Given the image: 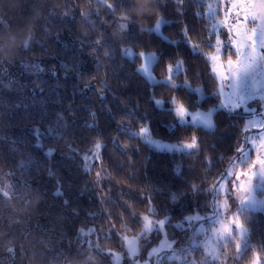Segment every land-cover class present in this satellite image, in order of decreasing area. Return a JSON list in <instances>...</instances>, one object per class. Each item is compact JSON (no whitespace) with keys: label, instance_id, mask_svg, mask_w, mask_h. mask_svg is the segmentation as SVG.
I'll return each instance as SVG.
<instances>
[{"label":"trees","instance_id":"trees-1","mask_svg":"<svg viewBox=\"0 0 264 264\" xmlns=\"http://www.w3.org/2000/svg\"><path fill=\"white\" fill-rule=\"evenodd\" d=\"M118 2L128 4L107 0ZM205 10V0H130L114 14L105 0H0V264H117L114 252L128 264L125 237H137L142 260L163 234L200 264H249L255 251L264 259V208L238 211L239 252L238 234L202 263L203 249L189 246L188 225L214 215L217 185L245 132L238 110L217 107L208 129L178 123L171 109L173 97L189 110L217 103ZM140 51L156 54L157 79L183 62L175 88L137 70ZM145 122L165 141L195 133L198 146L157 150L132 133ZM145 217L165 224L144 231Z\"/></svg>","mask_w":264,"mask_h":264},{"label":"rangeland","instance_id":"rangeland-1","mask_svg":"<svg viewBox=\"0 0 264 264\" xmlns=\"http://www.w3.org/2000/svg\"><path fill=\"white\" fill-rule=\"evenodd\" d=\"M206 1V16L211 20V31L214 33V50L208 54V59L210 61L211 66V72L214 75V77L217 80V86L215 88V92L217 95V103L214 106H211L210 108L203 110V109H195V110H189L191 112H197L199 111L202 114H207L209 110H215L220 105V99L217 90L221 87V79L220 77L225 72V69L227 67V61L229 57L235 61L237 60V55L235 51V47L230 43V41L237 39L235 35V30H233L231 33L228 31V25L233 23L232 15L227 14V8L230 6L229 0H205ZM257 8L264 7V0H256ZM253 15L255 16L256 23L264 25V16L257 15L256 10L253 9ZM161 20V23L163 22L162 18H159ZM152 30H155V25L152 26ZM157 32V31H156ZM243 48H241V53H243ZM150 53H146V57L142 59V63H146L149 67V70L151 71L154 79L150 80L143 75L150 81V82H156V81H167L168 74L163 76L162 78H158L155 76V74L152 71V63L155 58L150 57ZM212 56H215L216 59L213 61L211 59ZM179 62V61H178ZM178 62L174 66V71H181L183 68V65L177 66ZM215 68V72L213 69ZM199 86L194 87L193 89H197ZM200 89V88H199ZM235 92V89L232 90ZM198 93V97H202L201 90ZM253 96L252 98H249V96ZM225 100H231L233 103H240V107L235 109L239 112H242L245 115V125H244V139H248L250 141H255L254 144L251 145V147L245 146L242 141V145L244 151L243 155L241 156L240 160L243 162V164L240 163L239 159L235 160V164H233V160L230 162L227 170V172L235 173L236 171L245 170L247 172V165L251 162L257 159L259 156L260 158H264V134L261 135V128H264V116H261L257 110L260 109L261 104H264V75L260 74H254L248 83V88L245 93L240 92L237 94V96L233 95L229 97V92L227 87L225 86V92L224 97ZM175 105L171 106V109ZM261 111H264V109H261ZM178 123H180L177 120ZM185 123H191V119L187 120ZM194 125H201L198 121ZM204 127V126H203ZM251 130L248 132V130ZM139 129L134 130L132 133H137ZM247 132V133H246ZM248 137H245V136ZM155 139L154 136H152ZM163 140V139H161ZM165 141V140H163ZM168 143H176V142H170L165 141ZM187 151V150H185ZM250 158V159H249ZM224 173V174H225ZM234 179V175L229 176H223L221 179V183L217 185V191L221 194H217L216 202H215V210L219 209L220 214H217L215 211L212 217H205L203 215L199 216L202 218V220L195 222L191 226V232L192 234L189 241V246L193 247H200L203 249V254L200 255L201 263L205 261V259L209 258L211 260L215 259L217 257V252L219 250V244L222 243L227 238L231 237L232 235H229L227 237L221 236L219 238H216L214 235L210 233V230L215 226L216 220L220 219L222 221H227L232 214H237V219L240 218V214L238 211L240 209H262L264 208V196L262 194H257V190L262 189L263 187V181H264V167L259 165L253 166L252 174L248 176V183L245 185V187L242 190H236V191H230L232 189V184L230 181ZM245 193L250 194L252 197V200L250 201L249 205L241 207V201L244 199H248V197L245 196ZM228 197L233 198L234 202L232 203ZM198 215H194V218H197ZM215 217V219L213 218ZM150 220V218L148 219ZM239 220V219H238ZM152 221V220H150ZM240 221V220H239ZM154 226L157 228H161L159 226H155L156 222L158 221H152ZM146 223V221H145ZM144 223V225H145ZM219 226V225H217ZM203 228V232L200 231V229ZM145 231V227L143 229ZM246 234V233H245ZM239 238V237H238ZM168 244H172L173 248H175V251L177 255L181 256L180 260L173 259L177 262V264H200L197 259L193 256V250L186 248L183 251H181V248H184V242H177L174 239H168L164 234L162 238L160 239L159 243L152 247L150 251L148 252L145 259L138 260L135 258V256H132L129 247L130 245L135 247L137 249V237L136 236H127L125 237V247L129 254V261L128 264H165V260H167L166 256H171L172 252L167 248ZM163 245V248H162ZM155 249V251H153ZM113 262L119 264L122 261V255L119 252H114L112 256Z\"/></svg>","mask_w":264,"mask_h":264},{"label":"snow or ice","instance_id":"snow-or-ice-1","mask_svg":"<svg viewBox=\"0 0 264 264\" xmlns=\"http://www.w3.org/2000/svg\"><path fill=\"white\" fill-rule=\"evenodd\" d=\"M229 4L230 6L227 8V14L232 15L233 23L228 25V31L231 33L233 30H235L237 39L230 41V43L235 47L237 60L234 63L231 57H229L225 72L220 77L222 83L217 92L221 99L219 109L217 110L224 111L235 110L241 106L240 103H233L231 100L223 99L225 86L228 89L229 97L233 95L237 96L238 93H245L247 91L249 80L254 74L258 73L260 75H264V25L256 23L255 16L253 15V9H255L257 15L264 16V7L257 8L256 0H229ZM105 6L111 14H114L121 8H128L130 6V0H128L127 5H122L120 2L114 5L113 3H107V0H105ZM121 18L126 20L131 19L135 22L136 16L132 15L129 17L128 15L122 14ZM160 26L161 20L157 19L155 23V30L157 32H159ZM120 27L122 29H126V25L124 24H120ZM25 48H27V46H25ZM241 48L244 49L243 53H241ZM125 51L128 53V55H131L130 51H128L127 49H125ZM148 55H150V57L152 58L156 57V54L154 52ZM138 57L143 59L146 57V53L144 51H140L138 53ZM211 59L214 61L216 57L212 56ZM182 63V61H179L177 66L182 65ZM167 68L169 71L167 81L173 88H175L176 84L173 82V64L169 63L167 65ZM137 70L147 76L148 79H154L146 63H141ZM213 71L215 72V68L213 69ZM185 83L187 82L185 81ZM233 89H235V92L232 91ZM194 90L196 92L200 91L199 88ZM247 96H249V98L253 97L251 95ZM154 103L157 107H161L164 101L162 99H154ZM172 103L175 105V107L173 108V112L175 113L177 120L181 124H184L190 118L193 124L198 121L205 128H215V124L212 119V116L214 115L213 110H209L207 114H202L199 111L191 112L182 102H177L175 97L172 98ZM261 109H264V104H261L260 109L257 110V112L261 116H264V111H261ZM92 115L94 116L95 114L93 113ZM250 131L251 130L249 129L248 132ZM262 134H264V128H261V135ZM133 135L142 139L146 144L154 147L157 150L181 152L185 150L196 149L198 146V137L195 133L190 136L189 140H181L177 143H168L161 139H155L152 137L151 131L146 122L141 125L138 132L133 133ZM245 137L248 136L246 135ZM254 143L255 141H250L248 139H244L243 141L244 147H251V145ZM101 147L102 144L100 142L95 143V148L99 149ZM243 151L244 149H240L236 152V157L233 160V164H235L236 159L240 160L241 156L243 155ZM93 159H95V157ZM83 160L85 162L86 170L88 171L89 169L87 166V155L83 157ZM240 163L243 164L241 160ZM254 165L264 167V158H260L258 156L256 160L251 161L247 165V172L245 170H240L236 171L234 174L231 172H227L224 174L225 176L234 175V179L230 181V183L232 184V189L230 191L242 190L245 187V185L248 183V176L252 174ZM245 196L248 197V199H244L241 201L242 208L246 205H249L250 201L252 200L250 194L245 193ZM172 199H176L175 194L172 196ZM216 212L217 214H220L219 209H216ZM213 218L215 219V217ZM145 221V230L150 232L154 224L152 221L148 220L147 217H145ZM164 224L165 221L160 220L156 222L155 226L163 227ZM80 231L83 232L84 230L81 229ZM200 231L203 232V228H201ZM245 231L246 229L243 225V222L237 219V214H232V216L227 221H222L220 219L216 220V224L210 230V233L216 238H219L221 236L227 237L229 235L235 236L238 234L241 243L236 244V251L239 252L241 244L244 241ZM233 242L235 243V241ZM81 246H83V244ZM167 248L172 252L171 256L165 257L167 260L170 261L173 259H181V256L177 255L172 244H168ZM98 249L99 248H97V250ZM129 251L132 256H136L137 249L135 247L130 245ZM153 251H155V249ZM107 255L110 256L112 254L108 253ZM249 264H264V259L261 258V253L259 251L253 252V258L249 261Z\"/></svg>","mask_w":264,"mask_h":264}]
</instances>
